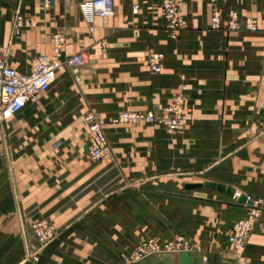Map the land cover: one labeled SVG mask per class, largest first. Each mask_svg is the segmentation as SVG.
Returning a JSON list of instances; mask_svg holds the SVG:
<instances>
[{
  "label": "crops",
  "instance_id": "obj_1",
  "mask_svg": "<svg viewBox=\"0 0 264 264\" xmlns=\"http://www.w3.org/2000/svg\"><path fill=\"white\" fill-rule=\"evenodd\" d=\"M46 1L0 0V57L26 72L33 57H53L60 32V60L80 52L84 63L75 81L61 62L37 100L0 124V264H31L23 255L37 220L51 234L35 264H123L139 241L174 233L196 244L191 264H264V0H218V28L209 0H170L186 21L174 39L159 16L167 0H112L102 18L83 13L89 0ZM230 5L257 29H226ZM149 52L163 54L158 72ZM180 83L181 128L112 122L122 111L160 112ZM88 110L110 146L97 159ZM206 180L236 194L188 185ZM250 207L257 215L235 252L226 237ZM133 264H180L179 251Z\"/></svg>",
  "mask_w": 264,
  "mask_h": 264
},
{
  "label": "built area",
  "instance_id": "obj_2",
  "mask_svg": "<svg viewBox=\"0 0 264 264\" xmlns=\"http://www.w3.org/2000/svg\"><path fill=\"white\" fill-rule=\"evenodd\" d=\"M211 4L210 27L218 28L220 25V12L216 5L218 0H209ZM47 1L43 0V5ZM83 13L88 17H106L112 14V0H89L81 6ZM159 16L163 22V31L171 39L176 37L178 30L186 26L185 19L178 13L176 5L170 1H164L159 8ZM21 23L20 16H15L14 26ZM226 29L233 30L243 27L249 31L257 29L256 20L252 17H245L239 20L236 11L230 5L227 8ZM264 32V15H263ZM63 41L62 34L55 32L51 37L53 57L37 55L30 61L28 71L20 72L9 66L0 57V124L16 114L26 103H33L43 93L54 79L55 69L61 62H64L69 69L72 78L78 79V72L84 63L83 55L78 52L60 60V49ZM103 44V42H101ZM163 54L161 52H149L147 54V66L150 72L160 70ZM185 85L180 83L170 95L169 103L160 112L147 111H122L113 119L114 123H154L161 125L166 132L179 129L185 123L182 114V103L184 101ZM82 119L87 129L88 154L91 158L97 159L107 156L110 153V146L103 130L104 120L93 111H86ZM234 191L231 197H234ZM257 211L250 207L245 216L233 222L231 230L226 239L235 252H240L244 246L245 238L250 230L251 222L256 217ZM30 229L34 236V242L29 244L25 260L37 261V250L51 234V228L42 221L30 223ZM196 248V244L186 237L174 234L171 238L159 242L148 237L137 244L123 256V264H133L145 258V256L171 251H190Z\"/></svg>",
  "mask_w": 264,
  "mask_h": 264
},
{
  "label": "water",
  "instance_id": "obj_3",
  "mask_svg": "<svg viewBox=\"0 0 264 264\" xmlns=\"http://www.w3.org/2000/svg\"><path fill=\"white\" fill-rule=\"evenodd\" d=\"M189 186H198V185H204L208 187H215L217 190L225 192L227 195L232 196L234 193V189L231 186L222 184L220 182H214L210 180H206L203 182H192L188 184ZM236 200L238 202H243L246 200V196L244 194H238L236 197ZM249 204H251V200L248 201ZM179 259H180V264H191L192 258L190 255L187 254L186 251L180 250L179 251ZM197 263H200V256L197 259Z\"/></svg>",
  "mask_w": 264,
  "mask_h": 264
},
{
  "label": "rangeland",
  "instance_id": "obj_4",
  "mask_svg": "<svg viewBox=\"0 0 264 264\" xmlns=\"http://www.w3.org/2000/svg\"><path fill=\"white\" fill-rule=\"evenodd\" d=\"M180 128H181V127H180ZM31 232H32V231H31ZM174 234H178V235H181V236H183V237H186L187 239H189V240L193 243V241H192L190 238H188L186 235H183V234H180V233H174ZM174 234H172L171 237H172ZM32 235H33V234H32ZM171 237H170V238H171ZM168 239H169V238H168ZM155 240H156V239H155ZM166 240H167V239H166ZM34 241H35V240L32 239L30 243H33ZM164 241H165V240H164ZM30 243H29V244H30ZM29 244H27V247L25 248V252H24V255H23V256H24V259H25V255H26V253H27V250H28V248H29V247H28ZM40 246H41V245H40ZM131 249H132V248H131ZM37 259H38V254H37ZM25 261H26V262H29V263H31V264H35V263H36V262H31V260H29V259H27V260H25Z\"/></svg>",
  "mask_w": 264,
  "mask_h": 264
}]
</instances>
